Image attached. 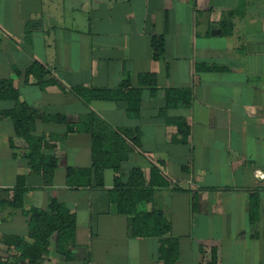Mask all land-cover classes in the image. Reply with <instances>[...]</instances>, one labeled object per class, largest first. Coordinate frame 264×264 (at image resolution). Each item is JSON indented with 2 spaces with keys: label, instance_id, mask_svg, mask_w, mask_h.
Returning <instances> with one entry per match:
<instances>
[{
  "label": "crops",
  "instance_id": "crops-1",
  "mask_svg": "<svg viewBox=\"0 0 264 264\" xmlns=\"http://www.w3.org/2000/svg\"><path fill=\"white\" fill-rule=\"evenodd\" d=\"M153 37L163 39L159 59ZM34 62L47 72L44 80L60 86L40 89L33 77L26 79ZM144 76L155 85L143 88L138 117H128L124 103L86 102L76 93L118 89L125 81L127 91ZM5 79L42 116H64L75 124L93 112L124 132L134 149L120 163L122 180L138 169L145 186L156 182L144 208L160 211L170 223L163 239H177L174 264H210L212 251L216 264H264V0H0V80ZM165 89L189 91V106L162 115ZM12 106L0 100V203L12 197L2 190L23 176L29 189L25 209L46 210L55 199L75 216L71 260L57 254L49 238L42 264H165L158 238L128 236V217L109 202L111 169L104 171L101 188L68 187V168L92 164L88 134L35 121L33 135L47 142L44 154L58 161L46 180L15 158L28 147L2 114ZM180 117L189 125L186 143L170 141L177 129L167 120ZM163 178L168 184L159 185ZM252 194L258 202L250 221ZM1 204L0 261L26 264L5 238L32 242L28 217Z\"/></svg>",
  "mask_w": 264,
  "mask_h": 264
},
{
  "label": "trees",
  "instance_id": "trees-1",
  "mask_svg": "<svg viewBox=\"0 0 264 264\" xmlns=\"http://www.w3.org/2000/svg\"><path fill=\"white\" fill-rule=\"evenodd\" d=\"M29 29L26 28V35ZM151 45L154 57L159 59L163 53V39L153 37ZM18 76L19 71L15 70ZM47 72L38 62L32 63L25 70V78L33 77L40 89L48 85H58L53 80H44ZM147 76L142 77L139 87L125 91V82L118 89H87L76 88V93L84 101L107 100L115 103L126 104L128 117L134 118L139 115L140 96L144 87L155 85L153 81H144ZM144 79V80H143ZM60 86V84L58 85ZM156 88L150 89L155 94ZM163 99L166 108L162 110V115L167 108H186L189 106L191 97L189 91L185 89H165ZM0 100L10 101L13 106L6 109L2 114L9 117L16 137L24 140L28 147V153L22 156H15L16 160L24 163L32 173H40L44 179L52 178L54 169L58 165L57 159L52 155H45L43 149L47 147V142L33 135L35 121L37 119L52 120L66 125L67 133H86L90 139L91 159L90 168L67 169V185L73 189L80 187L103 186L104 171L111 169L114 173L113 187L109 190V202L116 205L119 214L128 217L127 234L129 237H155L160 241L158 250L160 258L165 264H174L178 257V243L175 238L163 239L164 235L170 232V223L160 211H147L144 206L153 198V189L156 182L150 180L149 186L144 185V177L140 170H132L125 181L122 180L120 163L127 159L129 152L134 147L125 139L124 132H117L111 129L95 113L89 112L78 123H67L64 116H42V114L29 107L19 99V93L14 88L11 79L0 80ZM167 123L174 125L177 134L170 138L171 142L186 143L189 136V125L185 118L168 119ZM132 143L139 145L138 135ZM11 144V143H10ZM12 146V144H11ZM13 147V146H12ZM153 173H159L153 168ZM159 185H166L168 181L164 178L158 182ZM29 189L25 185L23 176L16 178L15 186L2 191L12 192L10 200L4 199L1 205H7L11 209L21 208L24 215L28 217L27 237L32 242L24 241L23 237L11 236L5 238V242L13 247L19 254V259L26 264H42L43 258L48 254L49 238L55 240L56 253L64 257L66 261L71 260L74 247L75 216L70 209L57 200H51L46 210L37 208L25 209L24 197ZM196 195L192 193V204H195ZM258 202V194H252L249 201L250 221H253V212ZM264 237V229H263ZM0 264H4L0 261ZM210 264H216V253L212 251Z\"/></svg>",
  "mask_w": 264,
  "mask_h": 264
}]
</instances>
